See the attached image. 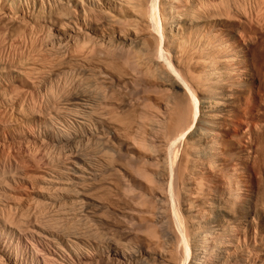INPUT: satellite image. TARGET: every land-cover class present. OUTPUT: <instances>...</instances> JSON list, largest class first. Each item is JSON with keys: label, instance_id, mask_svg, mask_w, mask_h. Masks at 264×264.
Here are the masks:
<instances>
[{"label": "bare ground", "instance_id": "1", "mask_svg": "<svg viewBox=\"0 0 264 264\" xmlns=\"http://www.w3.org/2000/svg\"><path fill=\"white\" fill-rule=\"evenodd\" d=\"M229 22L249 37L264 0H0V150L36 169L0 155V264H264L262 199L236 208V172L211 193Z\"/></svg>", "mask_w": 264, "mask_h": 264}, {"label": "rangeland", "instance_id": "2", "mask_svg": "<svg viewBox=\"0 0 264 264\" xmlns=\"http://www.w3.org/2000/svg\"><path fill=\"white\" fill-rule=\"evenodd\" d=\"M24 12L27 14V10ZM25 24L26 20L12 29L6 28L8 31L5 38L14 46L12 48L16 54L25 53L30 47V42L20 37L25 32ZM226 26L222 28V35H233V40L236 39L235 43L237 42L236 44L239 46V59L243 60L237 64L238 73H234L232 79L227 80V84L224 85V93H227L230 99L222 100L223 102L215 107L217 110L215 119L222 125V129L220 128L218 132L227 145L229 144L228 149L222 148L224 153H221L226 159L230 158L232 161H229L232 164L233 160L235 163L232 165L228 160L223 161L220 173L218 171L215 173L219 179L222 178L220 180L216 178V187L211 188L213 189L211 193L217 192L221 196L224 191L226 193L228 189H235L232 182L230 183L232 185L228 186V180L224 176H227V173L230 175L232 172L234 174L236 172L235 176L239 177L241 192L239 195L241 201L239 199L238 202L235 201L236 208L240 210L243 205L242 207H246V211L252 212L259 207L257 205L264 202V196H262L264 195V27L260 29L256 27L255 30H251L249 32L251 38H249L248 35L244 37L245 34L236 22H229ZM238 33H241V37L238 36ZM199 97H207V95L201 93ZM204 113L205 117L201 119L205 120L212 114L207 110ZM11 141V147L9 145L8 150L7 148H5L6 150L1 149L0 155L10 156L19 164H25L23 167L27 173L35 172L36 169L28 164L27 149L16 141ZM234 157L235 159H233ZM260 211L264 213L261 208Z\"/></svg>", "mask_w": 264, "mask_h": 264}]
</instances>
